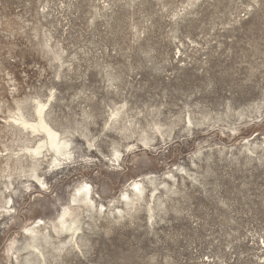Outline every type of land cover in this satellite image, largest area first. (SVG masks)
<instances>
[{
    "label": "rangeland",
    "instance_id": "374dc122",
    "mask_svg": "<svg viewBox=\"0 0 264 264\" xmlns=\"http://www.w3.org/2000/svg\"><path fill=\"white\" fill-rule=\"evenodd\" d=\"M0 264H264V0H0Z\"/></svg>",
    "mask_w": 264,
    "mask_h": 264
},
{
    "label": "bare ground",
    "instance_id": "6f19581e",
    "mask_svg": "<svg viewBox=\"0 0 264 264\" xmlns=\"http://www.w3.org/2000/svg\"><path fill=\"white\" fill-rule=\"evenodd\" d=\"M36 105L37 107L35 112L37 113L38 116L36 121H29L28 119L24 118L21 114L13 115L11 116L10 119H12L14 123L22 126L24 129H30L33 133L42 131L45 134V140L42 142L39 141L40 144L37 147L26 148V151L31 152V154L34 156V159L36 158V161H39V159L46 156L45 154L42 153V148L47 146V150H51L56 155L52 160L56 162V165H59L62 160L61 157L71 155L70 151L68 150L71 144L66 139L61 137V135L51 126H49L47 122L44 120L42 113L46 104L44 105L42 103H36ZM40 183L44 184L43 181H40ZM132 187L138 193H140L142 190L140 183L137 181H133ZM77 194L78 195L82 194V196L79 197ZM123 196L126 195L124 194ZM72 200L73 202L84 201L86 204H89L90 206H94L92 198L90 197V187L86 184H83L76 189V193L73 196ZM66 214H68L69 216L72 215V213L65 210L60 217L59 224L62 225V229L71 232L72 235L71 237L73 238L74 234L79 229L78 224H80V222L76 216L71 217V219L69 220L65 219L64 216ZM43 224H45V222H43ZM53 228L55 229V231H57L56 226H54ZM26 231L34 235L35 229L26 228ZM32 240L33 241L35 240V236H32ZM29 246L38 251L36 245L30 244ZM38 252L40 253V251Z\"/></svg>",
    "mask_w": 264,
    "mask_h": 264
}]
</instances>
